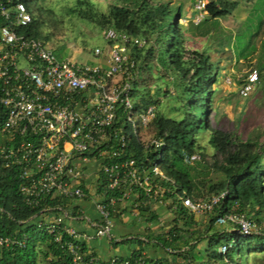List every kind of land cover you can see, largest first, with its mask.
Segmentation results:
<instances>
[{
  "label": "built area",
  "instance_id": "2783aa9c",
  "mask_svg": "<svg viewBox=\"0 0 264 264\" xmlns=\"http://www.w3.org/2000/svg\"><path fill=\"white\" fill-rule=\"evenodd\" d=\"M208 4V0H196L190 20L195 24L204 21ZM31 22L25 2L0 0V115L4 118L0 157L6 167H20V190L26 202L37 207L58 196L86 198L88 166L93 165L95 207L100 217L95 223L96 236L111 238L115 207L120 203L132 200L137 209L142 198L149 197L166 209L168 189L162 182L171 180L160 164L146 168L134 158H125L132 134L146 150L165 145L152 126L156 105L138 110L132 98L137 72L131 49L145 48L148 40L109 28L105 30L107 52L94 49L96 59L106 56L105 64L60 60L48 43L24 33ZM239 79L238 94L246 98L260 81L259 71L251 67ZM226 82L232 84V79ZM182 155L187 164L201 160L198 152L183 151ZM224 196L222 192L195 200L183 191L172 209L182 205L196 216L207 217L215 213ZM46 213L52 216L41 218ZM75 218L62 206L46 207L38 215V225L65 247L73 264H149L145 253L103 259L82 251L79 242L84 235L67 222ZM216 223L231 224L243 236L260 233L250 216L235 210L218 216ZM25 245L26 238L0 235V247ZM232 245L221 246L220 252L225 254Z\"/></svg>",
  "mask_w": 264,
  "mask_h": 264
},
{
  "label": "trees",
  "instance_id": "16d2710c",
  "mask_svg": "<svg viewBox=\"0 0 264 264\" xmlns=\"http://www.w3.org/2000/svg\"><path fill=\"white\" fill-rule=\"evenodd\" d=\"M17 1L25 2L32 14V22L23 29L24 33L49 44L51 35L46 30L48 21L44 14L45 10L39 5V0ZM263 2L264 0H260V4ZM239 4V0H212L208 4L206 19L195 25L204 28L208 20L217 21L232 14ZM73 11L80 18L95 23L105 30L114 28L146 38L147 56L156 60L166 73L175 75L178 97L184 103L180 117H171L162 113L157 106L160 103L158 98L162 90L159 89L156 96L152 95L149 90L141 87L139 83L141 75L136 73L132 91L135 106L138 110H143L150 105H156L157 116L152 126L156 136L164 139L165 145L158 150H146L139 139L132 134L125 158H134L139 165L146 168L157 162L160 164L166 177L171 180L162 183L168 189L164 199L167 203L166 210L172 211L171 218L174 224L170 230L165 231L166 233L153 236L163 248L170 250L172 258L147 257L148 263L172 264L171 260L182 257L186 261L185 264L211 262L229 264L228 261L236 264L235 254L247 245H254L257 255L258 251L264 253V229H262L264 170H261L263 164L261 143L253 138L242 139L234 132L214 127L210 122L212 97L217 90L215 87L220 84V72L208 53L191 49L186 44L184 26L181 22V6L174 9L170 0H136L134 3L112 4L108 12H103L94 0H75ZM257 16L261 17L259 13ZM251 19L248 30L240 32L238 36L247 37L249 33L252 37L254 32L252 33L251 29H256L255 34L259 31L262 17L258 24H254L253 18ZM204 32L210 31L204 28ZM145 48L131 49V56L136 61V72L139 50ZM245 51L241 53L244 54ZM263 70L264 63L260 66V71ZM3 119L0 115V124ZM124 119L125 116L121 114V122H124ZM201 131L209 132L208 142L214 149L213 154H209L206 147L197 139ZM183 151L198 152L201 154V160L187 164L183 160ZM198 166H202L207 171L217 170L224 175L222 179L211 183L206 193L199 181L201 172ZM21 184L20 167H6L0 157V235L26 238L24 247H0V264H73L65 247L55 241L53 234L38 225V215L44 208L66 207L69 199L58 196L34 207L26 202L20 190ZM85 190L88 193V190ZM183 191L195 200L207 199L225 192L224 199L215 213L210 215L212 217L207 223L209 231L213 230L218 216L235 210L250 216L260 226V233L243 236L235 228L231 231L224 229L208 231L204 235L201 232H183L186 228L199 225L196 215L182 205L175 210L172 209ZM142 201L137 208L139 214L146 217L149 222L159 221L160 214L153 209V201L149 197H143ZM194 233H199L197 238H194ZM191 239H197L196 243L200 239L206 242L203 255L207 261H203L204 256L201 257L200 252H196L198 245L193 244ZM230 242L233 245L229 250L225 254L220 252V247ZM79 244L82 251L87 252L86 245L82 242ZM184 245L188 250H184ZM141 254L143 248L134 251L131 256ZM260 264H264V254Z\"/></svg>",
  "mask_w": 264,
  "mask_h": 264
},
{
  "label": "rangeland",
  "instance_id": "374dc122",
  "mask_svg": "<svg viewBox=\"0 0 264 264\" xmlns=\"http://www.w3.org/2000/svg\"><path fill=\"white\" fill-rule=\"evenodd\" d=\"M94 1L103 12H108L110 6L115 3L136 2V0ZM170 1H172L174 9L177 6H181L183 9L181 22L183 23L182 26H184L186 44L191 49H198L208 53L220 72V84L215 87L217 90L212 97L210 122L214 127L234 132L242 139L253 138L258 140L261 143V154L263 155L261 170H264V70L260 71V66L264 63V2L260 4V0H239V6L232 14L217 21L208 20L204 28H208L210 32L205 33L204 28H201V26L198 28L190 20L191 16L188 14V11L192 10V8L195 10V0ZM180 1H182L183 5L179 3ZM210 1L212 0H208V2ZM39 5L45 10L44 14L48 21L46 30L51 35L49 45L58 59H70L90 64L96 63L97 59L100 62L105 60V55L96 59L94 54L96 47H101L105 53L107 52L108 43L105 38V29L80 18L73 11L75 0H39ZM258 13L262 17V25L259 31L255 34L256 29H251L252 33L254 32L252 37L249 33L247 37L246 35H242L243 37L238 36L240 32L248 30L251 18H253L254 24L259 23L261 17L257 16ZM243 50H246L244 54L241 53ZM139 51L137 74L141 75L139 79L141 87L149 90L154 96L157 95L159 89L162 90L160 98H158L160 101L157 104L158 109L168 116L180 117L184 110V103L178 97L175 75L166 73L156 60L148 57L147 48ZM252 66L259 69L260 81L251 94L243 98L238 94V86L241 82L239 77L241 75L245 76ZM227 78L232 79V84L226 82ZM209 135V132L201 131L198 133L197 139L202 146L206 147L209 154H213L214 149L208 142ZM198 169L201 172L199 181L203 185L205 193L211 183L222 179L224 176L217 170L207 171L202 166H198ZM171 217L172 215L169 214L167 220L162 221L160 233H166L165 231L170 230L174 226ZM207 217L210 220L212 216ZM225 226L236 228L231 224L220 225L215 222L212 231L224 229ZM184 228L186 227L184 226ZM262 229H264V225ZM208 231L207 226H195L190 228V230L186 228L183 232H201L204 235ZM198 235L199 233L193 234L194 238H197ZM196 240L193 239L192 243L198 244L196 252H200L202 257L204 256L203 251L206 242L200 239L195 243ZM184 250H188L186 245H184ZM165 251L166 257L168 259L172 258L169 253L170 250L165 249ZM258 253L257 255L254 245H247L242 250L237 251L234 261L236 264H260L264 253H261V251H258ZM203 261H207L205 256ZM170 262L172 264H185L186 261L181 257ZM210 264L218 263L211 262Z\"/></svg>",
  "mask_w": 264,
  "mask_h": 264
},
{
  "label": "crops",
  "instance_id": "0c3cea01",
  "mask_svg": "<svg viewBox=\"0 0 264 264\" xmlns=\"http://www.w3.org/2000/svg\"><path fill=\"white\" fill-rule=\"evenodd\" d=\"M179 3L183 5L182 1ZM193 11V8L188 11L189 16L193 14ZM96 62H98V59ZM103 64L105 63L103 62ZM88 171L90 172L89 183L86 188L88 190V196L84 199H69L67 200V206L64 207L76 216L75 219L67 220V222L79 229L81 231L80 233L84 235L81 242L86 245L87 252L96 253L103 259H109L113 256L127 258L134 251L143 248V253L149 258L166 257L165 248L153 239L154 235L161 232L162 221L167 220L169 215L165 206L159 203L155 204L153 202V209L160 214L159 221L155 222H149L146 217L139 214L138 210L134 208V202L132 200L118 204L115 207L114 226L111 232V238L96 236L95 223L99 221L100 217L95 207L96 179L93 172L94 166H88ZM51 216V213H46L41 218L47 219ZM196 219L199 222V227H206L209 221L208 217L205 216H196ZM232 229L229 226L224 227V230L227 231H231ZM86 236L92 238L88 239Z\"/></svg>",
  "mask_w": 264,
  "mask_h": 264
},
{
  "label": "clouds",
  "instance_id": "9594fccd",
  "mask_svg": "<svg viewBox=\"0 0 264 264\" xmlns=\"http://www.w3.org/2000/svg\"><path fill=\"white\" fill-rule=\"evenodd\" d=\"M196 1V0H195ZM195 11V10H194ZM193 14H194V12H193ZM193 14L191 15V17L193 16ZM191 19V18H190ZM203 22V21H202ZM194 23V22H193ZM195 24V23H194Z\"/></svg>",
  "mask_w": 264,
  "mask_h": 264
}]
</instances>
